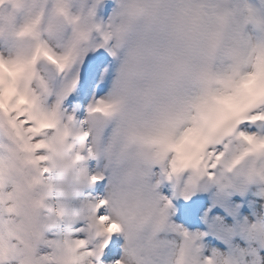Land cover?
Segmentation results:
<instances>
[{
  "label": "snow or ice",
  "instance_id": "snow-or-ice-1",
  "mask_svg": "<svg viewBox=\"0 0 264 264\" xmlns=\"http://www.w3.org/2000/svg\"><path fill=\"white\" fill-rule=\"evenodd\" d=\"M114 5L0 0V264H264V217L209 220L198 195L215 186L212 207L233 218V193L256 184L264 198V21L243 15L227 58L189 66L182 49L202 28L197 9H182L177 43L163 45L141 32L166 27L161 0ZM249 23L260 36L245 31ZM132 151L155 197L140 248L122 223L128 209L112 171ZM101 158L104 168L90 169ZM242 161L244 178L233 182ZM92 188L102 191L85 193ZM201 213L207 231L185 227ZM209 235L225 249L207 248Z\"/></svg>",
  "mask_w": 264,
  "mask_h": 264
},
{
  "label": "clouds",
  "instance_id": "clouds-1",
  "mask_svg": "<svg viewBox=\"0 0 264 264\" xmlns=\"http://www.w3.org/2000/svg\"><path fill=\"white\" fill-rule=\"evenodd\" d=\"M73 9L79 6V0H70ZM186 6L197 9L200 13L202 28L198 27L199 35L193 38L187 45L185 51V63L189 66L205 65L208 68L212 66L221 57L227 58L225 49L228 47L237 48L239 41L233 37V32L242 30L241 18L245 13L256 20L264 21V14L257 11L250 5H244L243 8L230 6V0H161V20L166 27L160 32H141L158 43L163 45L177 43L173 34L174 27L183 19L181 12ZM56 25L62 30L69 27L66 20L62 17L55 18ZM87 23L91 25V20ZM215 38L214 45L209 43L208 34ZM5 31H0V38H3ZM17 39H28L29 34L17 35ZM140 80L138 83L142 84ZM186 82H178L179 87H184ZM119 87V86H117ZM137 102L130 100V109L135 111ZM153 113L152 105H143L140 108V114L148 117ZM245 161L238 166L236 174L232 175L233 182H239L244 178L243 166ZM113 182L116 189V195L119 200L126 205L128 209L127 218H122L125 230L128 232L131 243L134 248H140L142 235L148 225V210L155 202L154 191L150 187V181L146 176L147 169L144 167V161L139 159L135 151L129 152L118 158L113 169ZM34 185H29V192L33 191ZM29 207L33 216L38 215L37 207L29 200Z\"/></svg>",
  "mask_w": 264,
  "mask_h": 264
},
{
  "label": "rangeland",
  "instance_id": "rangeland-1",
  "mask_svg": "<svg viewBox=\"0 0 264 264\" xmlns=\"http://www.w3.org/2000/svg\"><path fill=\"white\" fill-rule=\"evenodd\" d=\"M245 163H247V161ZM103 168H104V166H103ZM259 187H260L259 185L252 184V185L248 186V189L244 193V195H240L239 193H233L231 195V197L229 198L230 205L233 207H235L237 204L240 205L237 217L233 218L230 216L228 218L227 214L224 212V210L218 206L220 208V211L218 210L217 212H210L208 219L211 220L215 216H220L223 218V221L226 225L231 226V225L235 224L237 221L243 222V220L245 218H247L249 221H252L256 218L263 217L262 205H263L264 198L259 196L258 206H256V205L250 204L248 196H245V194L251 190L258 189V191H259ZM214 189H215L214 192H216V187L212 186V190H209V193H211ZM84 191H85V193L91 192L89 189H85ZM79 199H83V197H78L77 199L70 201V203L73 206H75L78 204ZM212 199L213 198H210L209 194H208L207 200L204 201L205 202V211H207L208 208L212 205ZM255 206L257 207L256 208V210H257L256 214H255ZM200 223H205L203 213H201V215L198 218L197 223L195 225L188 227L189 230L190 231H200V226H199ZM235 242L243 245V241H241L239 237H237ZM205 244H206V247L209 249H211V248L225 249V247H226L225 245L219 246L217 244H211L210 242H205ZM260 255L262 258H264V251H261Z\"/></svg>",
  "mask_w": 264,
  "mask_h": 264
},
{
  "label": "bare ground",
  "instance_id": "bare-ground-1",
  "mask_svg": "<svg viewBox=\"0 0 264 264\" xmlns=\"http://www.w3.org/2000/svg\"><path fill=\"white\" fill-rule=\"evenodd\" d=\"M235 3H236V5H235V7H237V8H243V6L244 5H247V3H246V1L245 0H235ZM246 14V13H245ZM245 31L250 35V36H252L253 37V35H252V33H251V31H250V29H249V24H247L246 26H245ZM254 38V37H253ZM101 163L102 164H104L105 165V161L102 159L101 160ZM100 163V165H102ZM90 167V169H91V166H89ZM93 189H95V188H92V193L93 194H96V193H98L99 191H97L96 189L95 190H93ZM258 191V189H254V190H251V191H249V192H247V195L246 196H248V198H249V203L250 204H253V205H256V206H258V202H259V196L257 195V192ZM215 193V192H214ZM255 206V214H256V207ZM254 207V206H253Z\"/></svg>",
  "mask_w": 264,
  "mask_h": 264
}]
</instances>
